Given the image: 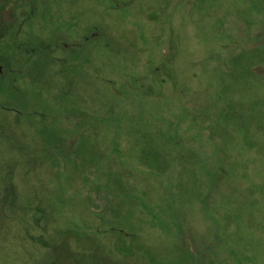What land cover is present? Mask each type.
<instances>
[{"label":"rangeland","instance_id":"1","mask_svg":"<svg viewBox=\"0 0 264 264\" xmlns=\"http://www.w3.org/2000/svg\"><path fill=\"white\" fill-rule=\"evenodd\" d=\"M0 264H264V0H0Z\"/></svg>","mask_w":264,"mask_h":264},{"label":"flooded vegetation","instance_id":"2","mask_svg":"<svg viewBox=\"0 0 264 264\" xmlns=\"http://www.w3.org/2000/svg\"><path fill=\"white\" fill-rule=\"evenodd\" d=\"M2 61L3 59L0 57V72H2V64H1Z\"/></svg>","mask_w":264,"mask_h":264}]
</instances>
